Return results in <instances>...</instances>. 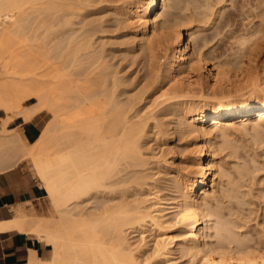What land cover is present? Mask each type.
Listing matches in <instances>:
<instances>
[{
	"label": "bare ground",
	"instance_id": "bare-ground-1",
	"mask_svg": "<svg viewBox=\"0 0 264 264\" xmlns=\"http://www.w3.org/2000/svg\"><path fill=\"white\" fill-rule=\"evenodd\" d=\"M263 2L254 5L259 25L232 34L235 49L218 59L200 34L222 15L215 0H0V109L40 118L30 155L59 213L54 221L13 214L0 224L51 246L49 259L30 249L28 264H143L142 244L133 251L124 234L136 224L160 231L148 255L166 263L178 250L196 264H264V242L208 243L219 186H207L216 167L211 138L226 142L228 131L264 124ZM170 138L186 139L195 174L165 177L169 161L159 165L163 149L158 155L149 141ZM171 189L172 201L158 195ZM94 194L119 200L84 211Z\"/></svg>",
	"mask_w": 264,
	"mask_h": 264
},
{
	"label": "rangeland",
	"instance_id": "rangeland-1",
	"mask_svg": "<svg viewBox=\"0 0 264 264\" xmlns=\"http://www.w3.org/2000/svg\"><path fill=\"white\" fill-rule=\"evenodd\" d=\"M257 1L261 2V0H215L217 4H215L216 6L214 5V8H217V6L221 7L220 11H222V15L220 12L216 13L214 15L216 20H214V23H212V27L208 28L209 25H206V27L200 33L202 35H208L207 37H209V39L206 44V49L209 51L211 49L210 53H212V56L216 57V55H218V59L219 57L222 59L223 55L225 57V55H228V52L230 54V49L233 51L236 45V43L234 45L232 34H238L239 31L244 30V28H246V30L249 27L253 28L255 23V26L259 25L257 23L258 18L260 17L256 16V18L254 15L256 11H259V7L254 6L257 4ZM241 6L242 10L240 11ZM224 10L226 12H232V18L229 20V23H227L228 20L225 19L226 12H224ZM237 10L238 12H236ZM232 20H234V23ZM230 23L231 25H229ZM212 49L214 53L212 52ZM133 68L134 66H130L128 70L130 69L132 71ZM134 74L135 73H133L132 76ZM238 98H240L239 95L230 96V99ZM208 99L212 98L208 97L207 100ZM213 100L222 101L224 99L217 98ZM33 103H35V99H29L24 107H29V105L31 106ZM6 112L7 111L0 109V167L2 168L8 162L12 163V165L9 166L11 171L8 173L10 176L8 177L7 181L23 192L21 195V200H19L12 207V215L17 212L15 211L17 209L20 211L22 210L21 214L28 219H46L49 221H54L59 217V213L55 209L50 198L45 193L44 188L42 187V182L35 171L30 155L31 147H33V144L37 142L36 138L41 133L42 124H38L40 118L33 117L28 121L22 116L25 119L24 122V119L20 115L18 116L11 112ZM2 120L4 122L1 124ZM262 126L264 127V124ZM262 126L260 128L257 127L258 129H256V131H254L255 129L252 130L240 128V130L235 129L228 131L225 137L226 142L222 141L221 137L218 136L211 138V149L213 150V160L216 164V167H214L212 170L213 173L209 176V182L207 186L209 187L211 185V180L214 179L215 182H218L217 186L219 187H217L218 191L216 192V197L218 200L211 199L210 201L212 204L211 214L213 218L209 222L210 226L212 225L213 227L209 230L210 235H212L208 238V243L210 244L213 243L215 245L216 243H224L225 245H228L230 243L229 246H234L236 245V242H239L245 243L242 244L244 246L249 244L247 247H252L251 245L257 246L258 243L261 244L260 246L263 245L264 128H262ZM15 131H18L17 133L20 132V137L18 138L17 136V139L14 135H12ZM21 139L24 141V143H26V145L23 144ZM149 143L153 145L155 153L157 152L158 155H160L159 151L162 152L160 149H163L164 156L163 154L160 156L159 160H162L159 162V165L162 164L164 158L168 159L169 162L167 165L169 174L167 173V176L165 177L169 178V181H171L170 177H172L175 172H178L180 175L195 174L196 155L189 153L190 146L186 145V139L182 138L180 140L170 138L165 144L155 143L154 140H150ZM155 161L156 159H153L154 163H152V165H156ZM218 166L219 169L221 167L222 171V175L220 177L218 175V171H220ZM159 174H157V177H161V173ZM146 180L148 181V179ZM149 182H151V180H149ZM129 192L130 187L129 190L127 189V193L126 191L124 192L127 200L130 199ZM145 193H147V191ZM158 193V195L163 193L164 195L162 194L160 196L163 197L165 201L168 199L166 201L168 202L170 200L172 201L175 192L171 189L168 191L162 190V192L159 191ZM110 195L94 194L93 196L84 198L81 204L85 208V210H83L86 212H98L101 206H103V204L105 205L106 202V204H110V202L119 200V197L115 198L119 195V193L116 194V196L114 194V198L112 194ZM151 201H149V203ZM146 204H148V202ZM219 224H221L220 227H218ZM150 225L141 224V226H139L136 224L135 226L133 225L131 227H127L124 230L127 243L131 245L130 248L133 249V251L136 249L135 247H137V245L139 246L142 244L143 247L140 248V251L137 252V255L139 258L141 257V259H144L145 257L143 264H196V258H192V260H190L191 258L188 255L179 254L178 250L167 256V263L163 262L165 257H150V254H152L150 252L152 251V238L154 235L157 237L160 234V231L156 229L154 225ZM178 232V230L174 229L169 231L168 234L174 236L177 240L180 237ZM151 233L153 236L150 235ZM142 234L143 237H145L144 241L147 242L148 245H144V241H139L140 235ZM36 239L39 241L37 255L44 259H49L52 254L51 246L46 244L44 238L36 237ZM178 242L180 241L178 240ZM179 246L180 243H178L177 247ZM137 250L138 249H136L135 252ZM147 256L150 258H147ZM155 257L160 259H156ZM21 264H28V258L26 263L24 259Z\"/></svg>",
	"mask_w": 264,
	"mask_h": 264
},
{
	"label": "crops",
	"instance_id": "crops-1",
	"mask_svg": "<svg viewBox=\"0 0 264 264\" xmlns=\"http://www.w3.org/2000/svg\"><path fill=\"white\" fill-rule=\"evenodd\" d=\"M9 171L11 168L0 169V224L21 214L18 210L12 215V207L21 200L23 192L7 181ZM29 234L16 228H0V264H21L24 259L26 263L30 249L38 254L39 241Z\"/></svg>",
	"mask_w": 264,
	"mask_h": 264
}]
</instances>
